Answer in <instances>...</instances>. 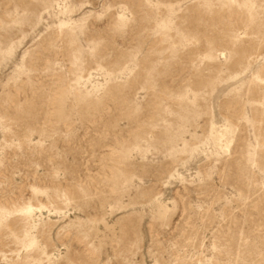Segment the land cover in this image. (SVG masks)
I'll return each mask as SVG.
<instances>
[{"label":"rangeland","instance_id":"1","mask_svg":"<svg viewBox=\"0 0 264 264\" xmlns=\"http://www.w3.org/2000/svg\"><path fill=\"white\" fill-rule=\"evenodd\" d=\"M0 264H264V0H0Z\"/></svg>","mask_w":264,"mask_h":264}]
</instances>
